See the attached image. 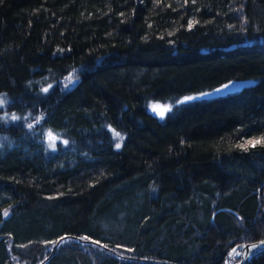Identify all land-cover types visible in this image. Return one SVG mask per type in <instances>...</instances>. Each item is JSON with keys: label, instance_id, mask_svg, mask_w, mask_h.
I'll return each instance as SVG.
<instances>
[{"label": "trees", "instance_id": "16d2710c", "mask_svg": "<svg viewBox=\"0 0 264 264\" xmlns=\"http://www.w3.org/2000/svg\"><path fill=\"white\" fill-rule=\"evenodd\" d=\"M0 96V264L264 241V0H0Z\"/></svg>", "mask_w": 264, "mask_h": 264}, {"label": "water", "instance_id": "95a60500", "mask_svg": "<svg viewBox=\"0 0 264 264\" xmlns=\"http://www.w3.org/2000/svg\"><path fill=\"white\" fill-rule=\"evenodd\" d=\"M252 245H256V248H253ZM241 250V261L239 264H249L253 257L257 254L264 251V241L251 243V244H240L236 246L231 252V258L234 257L236 251Z\"/></svg>", "mask_w": 264, "mask_h": 264}, {"label": "rangeland", "instance_id": "374dc122", "mask_svg": "<svg viewBox=\"0 0 264 264\" xmlns=\"http://www.w3.org/2000/svg\"><path fill=\"white\" fill-rule=\"evenodd\" d=\"M6 106H7L6 98H3V97L0 96V109H5ZM153 107H154L155 111H158L161 114H164L169 108L168 105H164L163 103L156 104ZM5 119H6V121L8 123H13V124H15L17 122L20 123L19 122L20 118L16 117V116H13V115H11V116L5 115ZM261 138H264V137L263 136H256V137H253V138H249V139H246L243 144H245L248 140H253V139L259 140ZM54 141H55V139L53 137H51V139L48 141L49 145L53 147L54 146ZM249 147H252V146L249 145L247 148H249Z\"/></svg>", "mask_w": 264, "mask_h": 264}, {"label": "snow or ice", "instance_id": "6c2138e0", "mask_svg": "<svg viewBox=\"0 0 264 264\" xmlns=\"http://www.w3.org/2000/svg\"><path fill=\"white\" fill-rule=\"evenodd\" d=\"M187 99H192V98H187ZM64 143H67V141H64ZM257 144H264V138H261L259 140L253 139V140H248L245 144L238 145V147L243 148L244 150H247V147L250 145L252 147H255ZM119 147V143L116 145ZM253 248H256V245H252Z\"/></svg>", "mask_w": 264, "mask_h": 264}]
</instances>
